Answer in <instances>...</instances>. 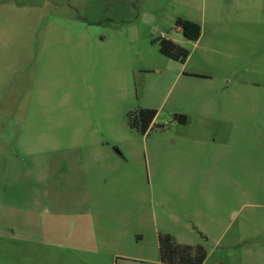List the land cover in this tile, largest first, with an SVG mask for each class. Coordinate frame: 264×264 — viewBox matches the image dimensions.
Listing matches in <instances>:
<instances>
[{"label": "rangeland", "instance_id": "374dc122", "mask_svg": "<svg viewBox=\"0 0 264 264\" xmlns=\"http://www.w3.org/2000/svg\"><path fill=\"white\" fill-rule=\"evenodd\" d=\"M0 31V264H165L159 233L264 264V0H0Z\"/></svg>", "mask_w": 264, "mask_h": 264}, {"label": "trees", "instance_id": "16d2710c", "mask_svg": "<svg viewBox=\"0 0 264 264\" xmlns=\"http://www.w3.org/2000/svg\"><path fill=\"white\" fill-rule=\"evenodd\" d=\"M176 25L181 30L182 35L191 40L196 41L201 34V25L187 18H176ZM155 41L158 43L159 52L173 60L184 63L189 52L171 39L158 37ZM156 115L154 108H138L127 114L128 125L142 134H145L153 123ZM173 120L185 124L188 117L179 113L173 115ZM157 244L159 252V260L165 264H202L206 257V251L201 245L192 247L188 244H180L174 241L173 237L168 233L157 235Z\"/></svg>", "mask_w": 264, "mask_h": 264}, {"label": "crops", "instance_id": "0c3cea01", "mask_svg": "<svg viewBox=\"0 0 264 264\" xmlns=\"http://www.w3.org/2000/svg\"><path fill=\"white\" fill-rule=\"evenodd\" d=\"M188 19V18H187ZM191 20V19H190ZM194 21H196V20H194ZM197 22V21H196ZM2 31H0V33H1ZM201 35V34H200ZM200 38H201V36H199V38L196 40V42L198 43L199 42V40H200ZM0 47L2 48V50L3 51H7L8 49H10V51H16V46L15 45H12L11 44V42H9V41H5L4 40V43H3V45H0ZM7 55V54H6ZM187 60V59H186Z\"/></svg>", "mask_w": 264, "mask_h": 264}]
</instances>
